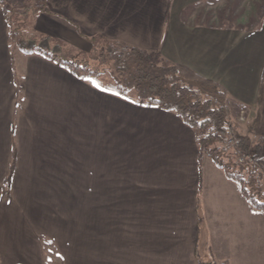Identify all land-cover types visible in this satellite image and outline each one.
I'll list each match as a JSON object with an SVG mask.
<instances>
[{"label": "crops", "instance_id": "crops-1", "mask_svg": "<svg viewBox=\"0 0 264 264\" xmlns=\"http://www.w3.org/2000/svg\"><path fill=\"white\" fill-rule=\"evenodd\" d=\"M45 5L38 33L159 52L224 88L239 130L264 137V20L221 26L212 0ZM43 238L65 264H264V213L180 116L26 53L0 8V264H47Z\"/></svg>", "mask_w": 264, "mask_h": 264}, {"label": "trees", "instance_id": "trees-1", "mask_svg": "<svg viewBox=\"0 0 264 264\" xmlns=\"http://www.w3.org/2000/svg\"><path fill=\"white\" fill-rule=\"evenodd\" d=\"M27 1L0 0V8L6 16L15 7H24L25 13L30 9L25 6ZM217 1L212 0V3ZM45 4L46 0H37L35 9L47 10ZM219 19L221 26H237L242 29L257 27L264 20V0L258 4L254 17L245 25L231 23L237 17L228 5L222 10ZM10 31L15 37L18 34L12 30L11 25ZM90 40L95 49L100 47V53L107 56L110 68L119 74L120 81H117L118 89L115 90L118 95L127 98L126 93L133 90L142 103L180 116L195 131L201 153L211 157L224 169L227 176L240 185L246 200L264 213V137L253 138L239 130L237 118L244 108L234 102L224 88L172 62L159 52L102 36ZM14 45L28 54L38 53L60 59L79 78L99 77L102 74V71L91 65L89 57L78 59L63 55L60 45L47 34L31 35L28 38L22 36ZM90 57L97 59L98 56ZM225 137L231 140L230 144L225 142ZM11 180L10 175L7 186ZM44 242L46 245L51 244L46 238Z\"/></svg>", "mask_w": 264, "mask_h": 264}, {"label": "rangeland", "instance_id": "rangeland-1", "mask_svg": "<svg viewBox=\"0 0 264 264\" xmlns=\"http://www.w3.org/2000/svg\"><path fill=\"white\" fill-rule=\"evenodd\" d=\"M262 0H219L217 1L214 6L211 8L212 11V21L213 22H220L219 15L222 13V10L226 5H228L229 9H232L236 13L237 20L231 21V23H238V24H247L249 23L251 17H254L258 4ZM28 3L25 5L27 7H30L29 10H26L24 13V7H15L12 12L8 14V19L12 30L16 31L18 34L12 35V41L13 44H15L18 40V38L23 37H29L31 35H40L41 33L37 32L36 25H38V16L42 13L43 10H36L35 6H37V0H31L27 1ZM14 33V32H13ZM57 42V41H56ZM61 42V40H60ZM56 43H54L55 45ZM60 51L61 53L69 58H87L89 57V60L91 62V65L100 71H102V74H99V78L95 76L88 77L90 80L93 79L95 82L102 87L109 89V90H116L117 91V81H120L119 74L114 70L111 69V65L109 60L107 59V56L103 53L101 55V49L98 47L95 49L93 47V44L88 49L79 50L77 47L72 46L64 41H62L60 44ZM53 48V46H52ZM61 54V55H62ZM98 56L97 59H93L90 57ZM127 97H135L136 92L135 91H128L126 93ZM240 116V117H239ZM239 120H243L242 123H245L247 120L246 113L243 112L241 115H239ZM250 136V135H249ZM254 138V137H253ZM43 247H44V253L46 255V263L47 264H65L63 261V257L59 254V250L56 247L55 243L51 241V244L46 245L44 242V238L42 239Z\"/></svg>", "mask_w": 264, "mask_h": 264}, {"label": "built area", "instance_id": "built-area-1", "mask_svg": "<svg viewBox=\"0 0 264 264\" xmlns=\"http://www.w3.org/2000/svg\"><path fill=\"white\" fill-rule=\"evenodd\" d=\"M225 142L228 143V144H230L231 143V140L228 137H225ZM241 161H243V160H241Z\"/></svg>", "mask_w": 264, "mask_h": 264}]
</instances>
